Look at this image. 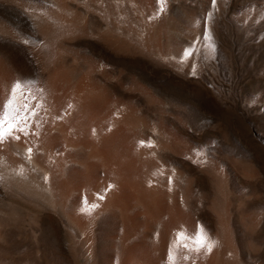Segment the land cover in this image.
Instances as JSON below:
<instances>
[{
	"label": "rangeland",
	"instance_id": "rangeland-1",
	"mask_svg": "<svg viewBox=\"0 0 264 264\" xmlns=\"http://www.w3.org/2000/svg\"><path fill=\"white\" fill-rule=\"evenodd\" d=\"M11 1L0 0V22L11 27L17 36L13 38L0 33V58L8 70L24 83L25 87L31 84L27 89L33 91L31 89L34 88L33 95L35 93L37 96L42 95L46 87L54 95L60 83L56 79H65L61 84L65 83L64 86L66 89L70 88V92L73 90L71 86L74 87L78 81H83L82 78H85V82L89 80L87 83L95 94L93 98L97 96L99 99L98 102L94 98L96 103L100 104L98 112L101 108L99 119L111 112L109 119L107 117V120H103L113 123L111 127H114L107 129L108 131L103 130L101 124L105 122L101 120L102 128L98 126V131L104 133L98 132L96 125L99 120L93 121L96 116L92 117L97 114L94 108L98 105L95 104L93 108L87 104L91 107L87 109L92 111H86L82 117L77 113L75 119L68 121L65 132L58 122L57 125L54 124L57 113H53L52 125L56 128L52 127L48 137L49 142L53 143L50 152L58 158L54 166L66 167L64 170L62 168V175L58 178V200L61 201L65 196L64 202L68 210H81L88 221L85 222H92L97 227L93 254L88 253V244L79 243L81 241L68 227L63 226L55 213H38L41 207L23 198L15 187L0 182V264H123L128 261L132 264V260L136 261L140 255L145 259L144 264H153V258L154 264H264V0H167L171 16L185 23L181 24L182 26L191 20L192 15L205 18L211 47L209 50L201 46L198 37L191 33L179 29L171 30L170 38L176 49L185 57L187 53L189 55L188 63L177 61L175 66L168 61H157L145 51L137 52L139 49L129 42L127 44L129 43L130 47L125 45L124 38L118 36L115 31H109L112 29L107 28L104 19L91 11L89 13L76 2H69L71 12L76 15V22L62 25L58 21L45 24L27 9H49L51 5L48 0L23 2L27 8L11 4ZM257 7L260 13L255 18L249 13H246V18L239 16L238 11L244 9L247 12L249 8ZM13 46L21 49V62H17L13 57ZM42 54L44 56H41ZM193 57L197 58V63ZM59 69L60 75L55 72ZM53 72L57 78L53 76ZM65 72L68 73L67 79L63 77ZM49 76L58 83L56 87L53 86L55 82L48 84ZM61 77L64 79H60ZM68 79L71 80L70 83L66 82ZM52 86L54 91H51ZM68 89L67 92L70 90ZM37 99L41 100V97ZM112 105L115 112H118L117 105L122 108L118 109L119 112L128 111L127 116L125 113L121 116L131 122L127 123L125 120L127 124L124 121L120 123L122 119L119 114L120 121H117V114L112 115ZM105 106L110 108L109 111H104L106 113L102 112V115L101 111L105 110ZM54 111L56 110L53 108L52 112ZM113 117L116 122L112 120ZM93 126L96 128L94 131ZM81 129V146H70L67 134L71 132L74 135L73 140H76L75 133L82 132ZM88 131H91V134ZM96 131L101 136L97 135ZM85 134H90L91 137L87 136L86 139ZM108 137H113V141L110 142ZM87 141L89 143L84 146ZM67 143L69 146L65 148ZM90 144L97 145L96 151L95 146ZM140 146L142 152L138 153L141 155L138 158L142 155L143 157L137 161L135 156L138 155L136 152H139ZM90 147H93L92 154L94 151L97 153L99 149V158L94 159L95 161L91 159L95 153H89ZM41 149H38L39 155L44 157V151ZM126 151H130L131 156H134L133 152L137 154L134 156L136 166L139 162L144 161L142 165L146 162L145 152L146 156L147 153L150 154L154 162L147 159L145 165H153L154 168L164 166V180L169 184L173 181L174 194L176 192L174 196H177H172L177 199L174 200L177 202V214L173 213L175 216L172 212L176 209L171 210L168 206L170 204L172 207L171 201L174 202L173 198L168 196L173 193L166 189L163 191H170L171 194L163 193L166 195L164 197L168 196L169 201L162 200L164 205L168 206L162 211L165 213L167 210L168 214L166 212L163 216L159 210L163 218L156 214L159 219H152L150 211L154 206L149 204L153 206L151 208L145 204L144 207L142 203L145 202L140 199L147 196V192L141 196L140 191L148 190L142 189L149 182L144 181L142 177V172L148 166L145 168L144 165L145 170L141 171L142 165L139 163L141 166L132 172L134 164L130 160L133 156H129V160L126 159ZM100 152H104L103 154L114 162L106 160L109 164L105 163L99 156ZM68 154L70 158H67ZM71 157L75 159L74 162ZM85 158L88 160L86 163L82 161ZM58 161L59 165L56 163ZM89 161H93L97 166ZM126 161L130 163H125ZM119 162L123 164L120 165ZM63 163L65 165L61 166ZM120 166L131 169L129 177L126 175L130 178L129 181L131 180L126 181L127 184L130 183L128 186L136 181L141 185L142 177L143 186L140 191V186L135 185L138 188L137 191L133 190L135 186L132 188L133 194L131 186H126L122 180L126 176L120 175L130 169H124L125 173H122L119 171L120 168L123 170ZM106 170L107 172H104ZM117 171L121 173L119 179L114 176L118 177ZM110 173H113L112 176ZM105 175L109 176L111 181L114 179L112 183L117 193L113 199L105 190V185L103 187ZM121 180L125 187L122 186ZM97 182L99 185L103 182L102 186L97 185ZM123 187L127 194L123 192ZM136 194L140 198L136 197ZM124 196L126 199L129 197L131 201H126ZM147 208L151 209H148V215ZM155 211L156 208L153 213ZM170 215L172 217H169ZM184 216L187 218L184 219ZM129 224L131 227L126 228ZM132 225L135 227L131 230ZM141 253H144V256ZM148 258L151 259L148 261Z\"/></svg>",
	"mask_w": 264,
	"mask_h": 264
},
{
	"label": "bare ground",
	"instance_id": "bare-ground-1",
	"mask_svg": "<svg viewBox=\"0 0 264 264\" xmlns=\"http://www.w3.org/2000/svg\"><path fill=\"white\" fill-rule=\"evenodd\" d=\"M48 1L50 2V5H51L49 7V9L47 7L46 8L39 7V9L38 8H33V7L27 8V7H25L23 5V2L31 3V0H12L11 2H13V3H11V4H15V5H18V6L20 5V6H23V7L27 8L30 11V14L34 15V17H36L39 20L43 21L45 24H46V22H52L53 21V23H56L58 21L59 24L62 23V25H68V24H71V23H75L76 22V15H75L74 12H71V10L69 8V2H76V4H79V5L81 4L84 7V9H86L89 13L91 11V13L93 12V13L97 14L96 16H98L99 18L104 19V21H106V23L108 25L107 28L112 29V30H109V31H115L118 36L124 38L123 40H124V44L125 45L127 44V42H129V43H131V45L133 44L136 48L139 49V50H137V52L138 51H140V52L141 51L142 52L145 51L149 55H152V58H154L155 60L161 61V62L162 61H164V62L165 61H168L169 63H171L174 66L177 65V61L180 62V63H182V62H185L186 63L188 61V59H189V55L187 53V57H185L183 54H181V52H179V50L176 49L175 45L172 43V40L170 38V33L169 32L171 30H177V29H179V30H182L184 32L191 33L194 36H197L198 37V41H199V43H200L201 46H203L204 48H207V49L211 48L210 47L209 36H208L207 31H206V26H205L206 24L204 22L205 18L204 17H199V16L197 17L196 15H192L191 20L186 25L182 26L181 24H185V23H183V22H181L179 20H175V19H173V16H171V14H170V12L168 10L167 0H48ZM220 1L221 0H214V2H220ZM39 3H40V1H39ZM216 4H218V3H216ZM238 13H239V16L241 18H244L246 16V13H249L250 15H252L255 18L256 16L259 15L260 9L258 7L257 8H252V9L249 8V10L247 12H245L244 9H243L241 11H238ZM54 21H56V22H54ZM43 22H41V23H43ZM0 33L5 34V35H8V36H11L13 38L14 37H17L16 34L14 33L13 29L11 27H9L4 22H0ZM129 43L127 45L130 47ZM58 50H59V48H58ZM132 51H135V50H132ZM12 54H13V57L16 59L17 62H21L23 60V54L21 53V49L18 46H13L12 47ZM44 55H45V53H44ZM44 55L42 54L41 56H44ZM57 56H56V58H57ZM194 61L197 63L198 62L197 58H194ZM43 63H41V64H43ZM62 68L64 69V67H62ZM49 69H51V68H49ZM60 69L58 71L55 70V72L58 73L59 71H61ZM44 71H46V69ZM64 71H65V69H64ZM64 71H63V73H64ZM55 72H53V76H56V78H57V75H55ZM60 74H61V72H59V75ZM67 75H68V73H66V75L63 76V77H66V79H67V77H68ZM50 77L51 76L48 77V79H49L48 84L50 83L52 85L55 82L56 84L54 83L53 86H55V85L57 86L58 83L56 81H60V83L58 85L57 92H54L56 94V95L54 94L56 97L52 94V92L50 93V91H49L50 89H48V87L44 88V90L41 93L42 95H40V96L39 95L37 96V94L34 93V95L36 96V97H34V95H33V92L35 91L34 88L31 89L33 91H30V90L27 89V88H30L31 84L29 85V83H27L29 85V87H27V85L25 87L24 83H22L17 77H15L13 75V73L10 70H8L6 64L0 58V182L4 183V185H7V186L10 185V186L15 187L18 190V194H21L23 198H25L26 200H30L34 204H36L37 206L41 207V210L38 213H43V214L45 212L55 213L57 215V217L61 220V223L63 224V226L64 227H68L71 230V232H73L72 234H74L75 237L77 239H79V241H81L79 243H84L85 242V243L88 244V248H87L89 250L88 253H90L92 255L93 254V251H94V243L96 241V230H97V227H96L95 224H92V222H91V224L90 223L89 224L86 223L88 221H86V219L84 218L85 215L83 214V212L81 210H73V211L68 210V208H66V205H65V202H64V197L65 196L62 198L61 201L58 200L57 192H58L59 187H60L58 185L59 184L58 178H59V176L62 175V172H63L64 168H66V167L59 168L58 166H54L55 160L57 161L58 158H57V155L56 154H53V152H50V150L52 151V149H51L52 146L51 145L53 143L51 144L49 142L48 137H49L50 133L52 132L53 125L54 124L57 125V122H58V125L61 127V129L65 132L66 131V128L68 127V121L71 120V119H73V118L75 119L77 113L82 117L84 114H86V111H88V112L89 111H92V110H89L87 108H91L90 106H92L94 108V106L96 104V105H98V107L96 106V108H94V110L97 111V114L94 115V113H93L94 116H92V113H91V116L94 118L95 116L96 117L100 116V113L99 112H100V109L101 108L99 109V112H98V108H99V105L100 104L96 103V100L94 99V98L97 99L98 98L97 96H95L93 98V96L95 94H93L92 87L87 83L89 80H87V82H85L86 81V80L84 81L85 78H82L84 82L83 81H78V82L76 81L77 84L74 85V87L75 86L76 87L74 88L73 86H71L73 88L72 92H70L71 89L69 88L70 89L69 90L68 87H67V89L69 90V92H67V89L64 86L65 83L64 84L63 83L61 84V81L62 82H65L64 81L65 79L63 77H61L60 79H64V80H57L56 79V81H55V79H53L52 77H51L52 78L51 79ZM58 79H59V77H58ZM82 79H79V80H82ZM51 80L53 82H51ZM68 80H70V79H68ZM68 80L66 82H69L70 83L71 80L70 81H68ZM93 81H94V79H93ZM73 84H75V83H73ZM53 86H52V90L51 91H54L53 89H55V88H53ZM67 86H68V84H67ZM40 90H41V87H40ZM70 93H71V95H70ZM38 94H39V92H38ZM51 95H53V96H51ZM38 97L39 98L41 97V100L40 99H37ZM52 97H54V98H52ZM38 100H40V102H38ZM53 100H55L54 103H53ZM98 100L99 99H97V101ZM100 103H102V101ZM53 104L55 105V107H54ZM87 104L90 105V106H87ZM102 104L104 105V103H102ZM103 105H101V106H103ZM117 107H118V109L120 108V106H118V105H117ZM53 108L56 111L52 112L53 111ZM108 108H110V106L107 107V108L105 106L103 108L105 110H102L101 111V114L103 115L104 113H106L104 111H106V109L108 110ZM112 108H114V106ZM112 108L110 109L111 111H112ZM118 109H116V111H118V112H115V108H114L113 109L114 111H112L113 112L112 115L117 114L115 117H116V119H118L117 121H120L119 120V117H118V114H119L120 115V119H122V122H120V123H124L125 120L128 123L129 120L124 119V117L121 116V114H123V113L126 114L128 111L125 110V112H122V110H120L122 112L121 113V112H119ZM120 109H122V108H120ZM96 111H95V113H96ZM55 112L57 113L56 114L57 117L55 116V114H54V116H55V118L57 120H55V118L53 117V113H55ZM102 112H104V113H102ZM107 113H108L107 116H105V114L103 115L104 118L102 117V115H101L102 118L100 117L101 120L105 122V123H102L101 124L104 127L103 130H107L109 128H113L114 127V126L111 127V124H113V123L106 121L107 120L106 118L108 116H110L111 112H107ZM128 114H130V113H128ZM112 115H111V118H112ZM80 116H79V118H80ZM126 116H127V114H126ZM52 117L54 118V124L53 125H52ZM96 117L94 118L93 121H95V119L96 120H99L98 121L99 124L97 123L98 125H96L97 128H98L97 129V131H98L99 130V127H100V123H101L100 121L101 120L99 119V117L98 118H96ZM115 117H113L112 120H115V122H116V119H114ZM131 118H132V116H131ZM131 118H129V119H131ZM103 119H106V120H103ZM108 119H109V117H108ZM132 120H133V118H132ZM89 121H90V119H89ZM93 121L91 122L92 125H93ZM87 122H88V120H87ZM112 122H114V121H112ZM130 122L131 121H129V123ZM102 126L100 127V129L102 128ZM53 128L55 129L56 126H54ZM87 128H88V126H87ZM92 128H94V126ZM95 129L96 128H94L92 131H94ZM123 130H125L124 132L126 133V129L124 128ZM97 131L95 133L97 135H99L100 133H97ZM79 132H81V131H78L77 133H75V135L78 136V137L77 136L75 137L76 140H73V138H74L73 136L74 135L71 132H70V134H67L68 135V137H67L68 141L67 142H69L71 144L70 146H75V147H77L76 145H80L81 146L80 140L82 139L83 130H82L81 134ZM88 132L91 134V131H88ZM98 132H101V131H98ZM121 132H123V131H121ZM84 133H86V132H84ZM90 134H88L87 136L88 137H91ZM104 135L106 136L107 135V132ZM111 135H112V132H111ZM84 136H86V134ZM99 136H101V134ZM88 137L86 139H88ZM109 137H111V136H109ZM95 139H97V138H95ZM105 139H106V137H105ZM109 139H110V142L113 141V137H112V139L111 138H109ZM83 140L86 141L85 139H83ZM91 140H92V138H91ZM95 141H93V142H95ZM107 141H108V139H107ZM69 143H67V147H65L63 145H60V146H63V148L64 147L65 148H68V146H69L68 144ZM87 143H89V142L87 141L84 144V146H86ZM97 143H98V141H97ZM99 143L101 144V140H100ZM94 144H96V143H94ZM94 144L93 145L90 144V145H92L94 147L95 146ZM100 144H99V146H100ZM134 145L136 146V144H134ZM145 145H147V144H145ZM93 147H90L89 153H91V148H93ZM102 147H104V146H102ZM131 147H132V145H131ZM41 148L44 151V157H42L41 155H39L38 149L40 150ZM96 148H98L97 145L94 147V150L95 151H96ZM140 148H142V147L140 146L138 148L139 149V152L137 151L136 152L137 154L138 153L141 154L142 151L140 152ZM143 148H144V145H143ZM145 149L147 150V148H145ZM95 151L93 152V154L95 153ZM98 151H99V149L97 150V153H95L94 155L91 153L94 156V158H92L93 156H91V159H93V161H95L94 159L99 158L98 155H97L98 154ZM69 152H71V150ZM103 153L104 152H100L99 153L100 154L99 156H100V158H102V160H105V163H108V161L114 162L113 160H110L109 159V156H107V155L105 156V154H103ZM129 153H130V151H129ZM129 153H128V157L126 156L127 157L126 159H128V160L130 158L129 156H131V153H130V155H129ZM133 153H134V156L137 155V154H135V152H133ZM145 153H144L145 157L147 159H150L151 160L150 154L147 153V155L149 156L148 157V156H146ZM51 154H52V158L50 159ZM70 154L67 155L68 156L67 158H70L69 157ZM139 154L137 156H135V157H137V158L140 157L141 155L139 156ZM53 155L54 156L56 155V156L53 157ZM76 155H78V154H76ZM60 156H59V159H60ZM95 156H97V157H95ZM111 156H113V154ZM122 156H124V155H122ZM134 156L132 158L133 160L132 159L130 160V161H133V164L135 163L134 162L135 161L134 160V158H135ZM105 157H106V159H105ZM142 157H143V155H142ZM145 157H144V159H145ZM53 158H56V159H53ZM87 158L90 159V156H88ZM141 158H138L137 161L142 160ZM71 159H72V162H74L75 159L73 160L72 157H71ZM147 159L145 160L146 161L145 163H147ZM106 160H108V161L106 162ZM124 160H125V158H124ZM82 161H84L86 163V161H88V160L85 158V160H82ZM96 161H99V160H96ZM156 161L158 162V160H156ZM199 161H201V160H199ZM75 162H77V160ZM89 162L92 163L91 161H89ZM89 162H88V164H89ZM56 163H57V165H59V161L56 162ZM78 163H79V161H78ZM120 163L121 162H119V164ZM125 163H130V162H127L126 161ZM139 163H141V162H139ZM139 163H138V166L140 165ZM142 163H141V165H142ZM145 163H144V165H145ZM153 163H151V164H153ZM84 164L82 163V165H84ZM94 164L96 165V163H94ZM121 164H123V163H121ZM63 165H65V164L63 163L61 166H63ZM136 165L137 164H134V166H133L134 167V170L132 169L133 170L132 172H135V169H137L138 166H136ZM144 165H142V168H140V169H142L141 171H144L145 170L143 168ZM86 166H87V164H86ZM109 166L112 168L111 165H109ZM113 166H115V165H113ZM122 166H120V167H122ZM147 166H148V168H147ZM149 166L152 167V168H150ZM103 167L105 168V166H103ZM157 167L154 168L153 165H145V168H147L148 170L146 169L144 172H142V177H143L144 181L145 180H148L149 181L148 182V185H144V187L142 188L141 186H143V183H142L143 180H142V177H140L141 178V181H140L141 185H139V183L137 184V181H136V183L131 182L133 186L132 185H129V186H131V190H132V188L135 185L140 186L139 188L135 186L133 188V190H135V191H137V188H138V191L141 190L140 188H142V189L148 188V190L147 189L141 190L140 191L141 193L140 192H135L137 194L140 193L141 196H142V194H144V193L147 192L146 193L147 196H145V197L142 196L141 198L137 194L135 196L136 197H139L140 199H142V202H145V203H142V202H140L141 200L138 201V202L144 204V207H145V204H146V206L147 205L148 206H151L149 204H152L154 207L156 206L155 207L156 208V211H155L156 213L154 212L155 214L153 213V211L155 210V208L153 206H151V208L153 207L152 208L153 210H151L150 208H147V212L148 213H146V214L148 215L151 212L152 215L154 214L156 216V217H153L154 215L153 216L151 215L152 219L153 218H157V220H158L159 218H158V216L156 214H159V216L161 218L160 211H162V209L165 210V208L167 206L166 203H165L166 205H164V202L163 201L165 199H167L168 196L169 197H172L173 196L175 198H177V196H174L176 194V192L174 194V189H173L174 188V185H173L174 183H173V181L172 182L170 181L171 182L170 184L167 182L168 183L167 184L166 181L164 180V177H163V173H164L163 170H165V169H163L164 166H162V168H159V167L157 168ZM62 168H63V170H62ZM92 168H93V166H92ZM101 168L102 167H100V170H102ZM149 168H150V170H149ZM124 169L125 170L126 169H130V167H128V168H125L124 167L123 170ZM96 170H98V167H97ZM123 170L121 168L119 169L120 172L122 171V173H125V170H124V172H123ZM87 171H89V170H87ZM109 171H110V169H109ZM113 171H114V169H113ZM141 171H139V172H141ZM104 172H107V170L104 171ZM120 172H118V171L116 172L117 175H118V177H116V175H114L115 178L119 179V177L122 176V175L123 176L124 175L125 176L127 175L129 177L130 172H131V169H130V171L128 170V172L125 173V174H121ZM119 173L121 174L120 176H119ZM128 173H129V175H128ZM108 174H109V172H108ZM111 174H113V173H110V176H112ZM127 176H126V178L124 177L125 179H122V180L125 181L126 186H128V184H130V183L127 184V182H126V181H129V179H130ZM69 178H71V176ZM103 178L105 179V181H104L105 183L101 182L100 185L102 186V183H103V187L105 185V190L107 191V193L109 194V196H111V199H113V197L117 193V192H115V188L113 187V183H112L114 181V179H113V181H111L110 178H109V176H106V175ZM121 178H123V177H121ZM127 178H128V180H127ZM111 179H112V177H111ZM122 180H121V182H123ZM136 180H138V179H136ZM125 183L123 182L122 183V186L124 185V187H125ZM144 184H146V183H144ZM86 185H84V186H86ZM97 185H99L98 182H97ZM97 185H95V186H97ZM147 186H149V187H147ZM124 187H123V189L125 190ZM164 187H165V189H164ZM16 189H15V191H16ZM95 189H97V188H95ZM166 189H169L170 191H172L173 194L172 195H168L167 194L168 196L167 197H164L166 195L165 194L163 195V193L166 191ZM103 190H104V188H103ZM124 190H123V192H126L125 194H127V191L126 190L124 191ZM133 190H132V192L134 194V191ZM163 190H165V191H163ZM170 191H167L165 193H168ZM128 193L130 194V191ZM169 194H171V192ZM172 198H170V199H172ZM175 198H173L172 200L173 201L174 200L177 201V199H175ZM124 199L127 201V199L129 200V197L126 199V197L124 196ZM136 199H138V198H136ZM168 199L165 200V201L166 202L169 201ZM160 200L161 201L163 200L162 201L163 203ZM96 201L98 202L99 200L96 199ZM129 201H131V200H129ZM133 202H135V200ZM160 202H161V204L164 205V207H163V205L161 206ZM172 203L173 204L176 203L175 204L176 206L173 205ZM158 206L159 207L161 206L163 208H161V207L159 208ZM168 206H169V209L171 208V210H173L174 208L176 209L177 208V202H175V201L172 202L171 201V206L172 207H170V204ZM168 206H167V208H168ZM81 207H83V206H81ZM157 207H158V209H157ZM120 208H122V207H120ZM39 209H37V210H39ZM148 209L151 210V211L149 212ZM157 210H158V212H157ZM174 211H176V212H174ZM166 212L168 214V211L167 210H166ZM166 212L163 213V211H162L161 214L163 213L162 215L164 216L166 214ZM126 213H127V211H126ZM169 213H171V212H169ZM173 213H176L177 214V209L176 210H173L172 214ZM146 214H144V215H146ZM179 214H180V212H179ZM171 215L169 217H172ZM173 215L175 216V214H173ZM149 217H148V219H149ZM176 217L178 218L179 215L176 216ZM185 217L186 216H184V219H185ZM173 219H174V217H173ZM171 220H172V218H171ZM35 221H34V223H35ZM182 221H184V220H182ZM89 222H90V219H89ZM147 223H148V221H147ZM181 223H183V222H181ZM128 227H131V225L130 224L128 226L126 225V228H128ZM132 227H133V225H132ZM134 227H135V225H134ZM134 227L131 228V230L134 229ZM131 230H129V232ZM184 230H183V233H184ZM33 231H36V230L34 229ZM177 231L180 232V230H177ZM133 234H132V236H133ZM135 235H137V234H135ZM193 235H195V234H193ZM35 237L36 236H34V238ZM37 238H38V236H37ZM127 241H128V238H127ZM127 241H125V243ZM184 241H186V240L184 239ZM184 241L182 243H184ZM201 241H202V239H201ZM160 242H162V241H160ZM122 243H124V242H122ZM230 244H232L231 241H230ZM95 246H96V244H95ZM138 249H139V246H138ZM151 250H153V249H151ZM156 250H158V249H156ZM154 253H156V252L154 251ZM210 254H212V253H210ZM129 255H131V254H129ZM131 258H132V256H131ZM149 259H151V258H148V261H149ZM153 260L155 262V259L154 258H153ZM153 260H151L152 261L151 263L154 264ZM201 260H202V258H201ZM144 261H145V259L143 257H141V255H140L137 258L136 261H133L132 260V264H133V262H136V264H144ZM121 262L123 263V261H121ZM128 262H124L123 264H131V263H128ZM202 262H203V260H202ZM145 264H146V262H145Z\"/></svg>",
	"mask_w": 264,
	"mask_h": 264
}]
</instances>
